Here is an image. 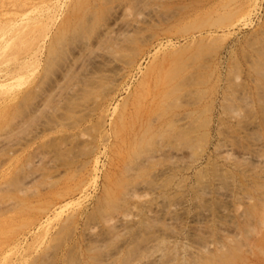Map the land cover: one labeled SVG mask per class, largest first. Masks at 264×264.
<instances>
[{"label": "rangeland", "instance_id": "1", "mask_svg": "<svg viewBox=\"0 0 264 264\" xmlns=\"http://www.w3.org/2000/svg\"><path fill=\"white\" fill-rule=\"evenodd\" d=\"M259 158L264 0H0V264H264Z\"/></svg>", "mask_w": 264, "mask_h": 264}, {"label": "bare ground", "instance_id": "2", "mask_svg": "<svg viewBox=\"0 0 264 264\" xmlns=\"http://www.w3.org/2000/svg\"><path fill=\"white\" fill-rule=\"evenodd\" d=\"M252 154H253V153H252ZM246 155H247V157L250 156L249 154H246ZM226 157H227V156H226ZM250 158H251V156H250ZM225 159H227V158H225ZM225 159H224L223 161H225ZM228 159H229V158H228ZM248 159H249V158H248ZM256 159H257V158H256ZM256 159L253 160V163H254V161H256L255 163L258 164V162L260 161L259 159H261V158L258 159V160H259L258 162H257ZM246 160H247V159H246ZM249 160H250V159H249ZM261 160H264V159H261ZM226 161H228V160H226ZM229 162H230V160H229ZM231 162H232V161H231ZM224 163H225V162H224ZM262 163H263V161H261V165H263ZM231 164H232V163H231ZM231 164H230V165H231ZM258 165H260V164H258ZM215 181H218V180H215ZM213 185H214V184H213ZM141 186H142V185H141ZM139 187H140V186H139ZM142 188H143V186H142ZM142 188H141V189H142ZM176 189H177V188H176ZM131 193H132V192H130V194H128L127 197L132 198V200H133V198H134V199L136 198L135 201H138V200L141 201V200H142L141 197L144 198L143 195H144L145 197H147V194L145 195V194L142 193V194H143L142 196H140L141 194H140L139 196H137L136 194H134V193L131 194ZM144 193H145V192H144ZM133 194H134L135 196H134ZM133 196H134V197H133ZM139 197H140V199L137 200V198H139ZM228 197H230V196H228ZM226 198H227V197H226ZM145 199H146V198H145ZM155 199H156V198H155ZM129 200L131 201V199H129ZM143 200H144V199H143ZM143 200H142V201H143ZM155 201H156V200H155ZM133 202H134V201H133ZM133 202H132V203H133ZM162 202H163V201H162ZM135 203H136V202H135ZM138 203H139V202H138ZM157 203H158V202H157ZM159 203H161V201H160ZM132 205H133V204H132ZM135 206H137V205L135 204ZM135 206H132V207L135 208ZM132 207H130V209H129V208L126 209L125 212L128 210V212H126V213H125V212H122V213H119V214L116 213L115 215H113V217L111 216L112 218L110 217L111 219H110L109 221L105 220V223L107 222V223H110V224H112V223L115 224V223H116V224H124V225H128V224H125V223H128V222H127L128 219H129V221H130V218L133 219L132 217H134V219H135V218H136L135 216L137 215V214H136L137 212H135L134 208H132ZM154 208H158V207L155 206ZM170 208H171V207H170ZM176 209H177V208H176ZM136 210H137V209H136ZM106 219H108V218H106ZM134 219L131 220V221H134ZM261 219H262V217H261ZM263 219H264V218H263ZM257 221H258V218H257ZM260 221H261V220H260ZM103 222H104V220H103ZM105 223H104V224H105ZM107 223H106V224H107ZM131 223H132V222H131ZM258 223H259V222H258ZM260 223H261V222H260ZM260 223H259V224H260ZM114 224H113V225H114ZM108 225H109V224H108ZM260 225H261V224H260ZM109 226H110V225H109ZM261 226H262V225H261ZM92 229H93V228H92ZM90 230H91V229H90ZM93 231H95V230L93 229ZM91 232H92V231H91ZM92 233H93V232H92ZM205 247H209V246L206 245ZM205 249H206V248H205ZM208 249H209V248H208Z\"/></svg>", "mask_w": 264, "mask_h": 264}]
</instances>
